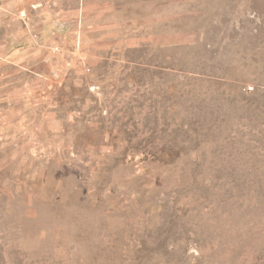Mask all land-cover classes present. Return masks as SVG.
Segmentation results:
<instances>
[{"label":"rangeland","instance_id":"obj_1","mask_svg":"<svg viewBox=\"0 0 264 264\" xmlns=\"http://www.w3.org/2000/svg\"><path fill=\"white\" fill-rule=\"evenodd\" d=\"M0 264H264V0H0Z\"/></svg>","mask_w":264,"mask_h":264},{"label":"built area","instance_id":"obj_2","mask_svg":"<svg viewBox=\"0 0 264 264\" xmlns=\"http://www.w3.org/2000/svg\"><path fill=\"white\" fill-rule=\"evenodd\" d=\"M247 91H253V87H248Z\"/></svg>","mask_w":264,"mask_h":264}]
</instances>
